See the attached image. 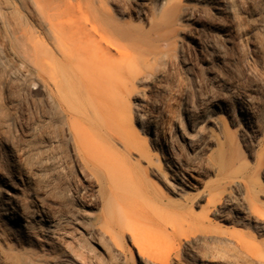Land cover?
Instances as JSON below:
<instances>
[{
	"label": "rangeland",
	"instance_id": "1",
	"mask_svg": "<svg viewBox=\"0 0 264 264\" xmlns=\"http://www.w3.org/2000/svg\"><path fill=\"white\" fill-rule=\"evenodd\" d=\"M120 1L124 20L138 27L162 12L163 0ZM181 1L175 20L152 36L150 50L127 56L144 78L128 95L135 120L145 139L152 122V134L166 140L172 167L185 181L199 180L184 191L172 182L171 197L228 240L213 244L214 264L243 263L228 244L248 261H264V0ZM33 88L27 94L0 69V177L15 188L37 237L52 242L22 249L0 240V264H138L135 255L118 256L107 243L110 259L96 244L101 225L94 193L68 157L43 93ZM20 122L28 124L25 131ZM152 159L161 163V153L153 150ZM192 251L206 253L183 239L171 264L188 263Z\"/></svg>",
	"mask_w": 264,
	"mask_h": 264
},
{
	"label": "bare ground",
	"instance_id": "2",
	"mask_svg": "<svg viewBox=\"0 0 264 264\" xmlns=\"http://www.w3.org/2000/svg\"><path fill=\"white\" fill-rule=\"evenodd\" d=\"M181 8V0H163L160 17L138 27L124 20L120 0H0V69L27 94H34L33 86L43 93L68 157L94 193L101 225L95 241L110 259L107 243L118 256L135 255L138 264H171L174 246L184 239L206 249L192 251L186 264H214L213 244L228 242L210 232L205 218L174 202L172 182L184 191L197 188L199 180L191 176L186 182L172 167L168 144L152 134L151 121L146 123L149 139L141 136L128 97L144 79L138 61L127 58L130 50L149 51L152 36ZM19 126L28 128L24 122ZM153 150L161 153V163L153 161ZM4 178L0 240L22 249L49 245V235L37 237L31 229L15 188ZM227 247L241 264H264L248 261L246 252L232 244ZM247 248L259 251L250 244ZM4 257L0 247V260ZM70 259L80 263L75 255Z\"/></svg>",
	"mask_w": 264,
	"mask_h": 264
}]
</instances>
